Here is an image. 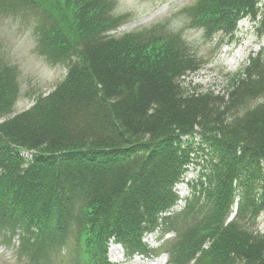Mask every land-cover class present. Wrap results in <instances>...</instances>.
I'll return each mask as SVG.
<instances>
[{
  "label": "trees",
  "instance_id": "1",
  "mask_svg": "<svg viewBox=\"0 0 264 264\" xmlns=\"http://www.w3.org/2000/svg\"><path fill=\"white\" fill-rule=\"evenodd\" d=\"M26 1L45 11L41 51L69 72L0 125V232L23 230L32 259L77 234L81 264H111V242L145 251L144 235L175 205L174 187L194 163L195 197L164 229L204 232L185 238L172 263L264 264V235L253 230L264 213V56L227 100L190 93L182 79L199 62L185 41L155 31L109 36L120 24L108 0ZM263 1L200 0L188 13L207 36H228L245 18L264 26ZM15 98L0 80V117Z\"/></svg>",
  "mask_w": 264,
  "mask_h": 264
},
{
  "label": "rangeland",
  "instance_id": "2",
  "mask_svg": "<svg viewBox=\"0 0 264 264\" xmlns=\"http://www.w3.org/2000/svg\"><path fill=\"white\" fill-rule=\"evenodd\" d=\"M108 1L110 16L120 24L109 32V36L120 38L155 31L188 44L190 54L199 62L198 68L182 79L183 86L190 93L196 90L211 92L227 100L234 85L245 78V69L251 66L252 59L260 54L264 56L261 17L240 20L237 29L228 36L218 31L209 37L206 30L192 25L191 14L188 13L200 0ZM49 5L56 9L62 4L55 1ZM44 12L42 7L31 5L26 0H0V80L10 86L16 97L9 114L0 117V125L31 110L40 98L53 93L68 75L66 64L51 61L41 51L44 31L41 28L46 24ZM52 13H56L55 10ZM253 227L255 233L264 234V213L260 214ZM203 232L204 227H199V224L172 227L160 238L161 234L145 236L143 252L123 250L111 244L108 259L112 264H173V254L178 260L180 243ZM76 235L57 252L40 250L36 254L37 259H32L30 253L22 248V237L26 238L23 230L17 229L14 233L4 230L0 232V264H81ZM155 236H158V241ZM116 252L122 258L121 261L118 259L119 263Z\"/></svg>",
  "mask_w": 264,
  "mask_h": 264
}]
</instances>
